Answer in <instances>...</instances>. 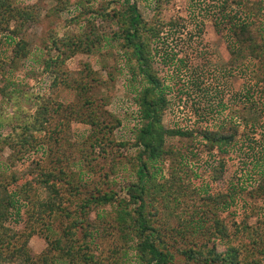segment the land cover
Wrapping results in <instances>:
<instances>
[{"label":"trees","instance_id":"1","mask_svg":"<svg viewBox=\"0 0 264 264\" xmlns=\"http://www.w3.org/2000/svg\"><path fill=\"white\" fill-rule=\"evenodd\" d=\"M161 1L153 0L156 11ZM59 2L61 3L60 0ZM138 2L139 0H79L78 3L84 10L81 15L88 16L82 17L78 32L70 31L59 35L52 29L48 30L49 40L42 46L44 55L38 64L43 72L53 77L49 85L50 91L44 97L38 95L37 105L29 110L15 101L17 106L14 111L1 120L10 127L2 141L9 148L19 146V149H23L22 153L29 154L44 144L36 140L37 135H49V139L61 149H67V145L79 146L83 156L74 161L77 168L70 166L67 153L64 158L57 156L58 168L42 172L36 178L35 184L46 187L48 191L47 198L42 201L32 200L30 180L13 190L2 186L0 264L15 261H19L18 264H103L97 260L87 237L93 238L96 231L104 233L109 227L114 232L111 235H114L112 257L115 254V264L123 260L125 252L122 250L129 243L135 250L139 264H264V236H257L254 232L251 239L256 245V252H250V258L249 252L242 257L241 249L238 248L240 243L233 241L228 226L220 217L230 204V195L213 184L215 180L222 181L221 177L226 170L222 157L234 148L237 136L251 139L248 144H242L254 150L249 144L252 141L249 134L256 133L258 127H264V0H190V19L197 22V17L208 18L215 31L222 33L227 43L231 67L245 62L259 63L258 70L250 75L253 81L244 85L245 89L241 91L244 102L231 106L224 101L219 90L215 92V124L206 126L199 132L206 151H215V165L211 167L213 169L210 168L212 178L204 188L193 185L185 178L182 170H178L179 163H175L173 159L166 176L159 166V163L173 153L166 148L167 137L193 135L191 130H176L163 125L162 118L170 103L164 81L154 67L156 56L162 58L163 63L168 61V65L172 64L175 53L164 59L163 54L156 49V43H160L166 26L177 27L180 19H185L173 18L164 22L157 13L146 18L140 12ZM69 5V1H66L54 10L61 11ZM30 9L33 10V6H18L14 4V0H0V32H7L5 38L14 43L12 50L17 58L26 57L29 53L28 42L22 32L27 23L36 19ZM97 20L109 23L113 27L112 32L107 35L101 31L96 24ZM201 21L203 22L202 19ZM109 42L114 46L113 50H106ZM101 49L102 55L113 52L111 57L122 64L121 73L126 72L131 81L139 84L134 89L133 98L137 125L129 140L115 142L112 137L121 120L109 111L107 106L111 97L103 93L112 88L117 77L116 63L109 64L106 59L101 61L106 70L105 77L99 76L91 63H84L81 68L84 73L69 82L75 91L74 100L66 106L56 103L52 108L54 112L47 116L59 78L69 84L64 72H61L65 61L76 53L95 54ZM181 62L182 58L179 59V63ZM178 66L177 64L176 67ZM9 84L7 80L0 85V101L13 99L12 95H17L8 90ZM256 93H259L258 98L262 100L259 109ZM1 112L0 108V114ZM57 113H61L62 118L59 125L53 127L52 115ZM235 116L240 117L242 122L234 120ZM71 121L89 126L87 136L80 142L71 143L67 137ZM240 124L245 129L239 134ZM54 133H58L59 138L53 137ZM111 145L134 150L133 154L123 156V162L128 164L135 177L123 186V195L108 186L107 172H99V177L103 178L92 184L88 180L89 175H84L79 169L81 164L90 165L91 160L86 158L96 146L104 149ZM61 153L63 155L64 152ZM260 160L256 185L249 191L252 197L264 199V149ZM58 186L65 191L60 192ZM60 195H66L67 202H56ZM31 203L42 209L40 221L48 214L54 216V226L60 225L58 228L47 229L44 235L47 245L35 256L28 246V240L35 230L31 228L27 232H19L10 222L14 215L20 216L23 207L27 206L25 211H28ZM106 206H110V210L106 212L104 223L96 225L93 220H89L91 211ZM64 219L68 222L64 223ZM241 227L247 228L242 224L237 231ZM218 238L226 241L222 250L214 243Z\"/></svg>","mask_w":264,"mask_h":264},{"label":"rangeland","instance_id":"2","mask_svg":"<svg viewBox=\"0 0 264 264\" xmlns=\"http://www.w3.org/2000/svg\"><path fill=\"white\" fill-rule=\"evenodd\" d=\"M60 1L61 3L69 1L70 5L61 11H57L54 9H58L57 6L61 4L59 0H14V4L18 6H33V10H30L36 16L35 20L24 26L22 32L28 42V56L15 57L12 50L14 43L5 38L7 32H0V85L5 84L8 80L10 82L7 86L8 90L17 94L12 93L13 99L0 101V108L2 109L0 114V194H3V185L7 186L8 190H13L30 180L32 200L42 201L47 198L48 191L46 187L35 184L36 178L40 177L42 172L58 168L57 156L64 158L65 153H67L71 161L70 166L75 168L77 167L74 165V161L83 156L79 146L66 144L67 149H61L58 144H54L52 139H49V135L45 137L44 135H37L36 140L44 144L29 154L22 153L23 149H19V146L15 149L9 148L2 141L10 127L1 120L6 118L8 113H12L17 104L28 110L35 107L37 96L44 97L50 91L49 85L53 77L49 73L43 72L38 64L44 55L42 46L49 40L48 30L52 29L59 35L70 31L78 32L82 17L88 16L86 14L81 15L84 10L82 5L78 3L79 0ZM189 4L190 0H162L156 11L153 0H139L138 7L146 18H151L153 13H157V16L164 22L173 18L186 20L180 19L177 27L169 28L166 26L164 28L162 38L159 40L160 43H156V49L163 54L164 59L173 53H175V58L172 64L168 65V61L163 63V59L156 56L154 67L158 76L164 81L170 103L162 118L163 125L166 128L176 130H191L193 135L167 137L166 148L171 149L173 153H170L162 163H159V166L162 168V174L166 176L169 164L173 159L175 163H179L178 170H182L185 178L190 180L193 185L204 188L206 182L212 178L210 168L215 165V151L210 153L206 151L207 149L199 138V132L206 126L215 124V92L219 90L224 101L231 106H234L235 103L244 102L241 99V91L245 89L244 85L253 81L250 75L258 70L259 63L245 62L237 67H231L227 43L222 33L215 31L212 21L208 18L201 16L197 17V22L191 20ZM96 24L105 34L109 35L112 32L113 27L109 23L97 20ZM111 44L109 42L106 50H113L114 46ZM112 54L114 53L102 55V49L95 54L76 53L61 66V72H64L66 82L71 83L72 78H78L84 73L81 68L86 62L91 63L93 70H96V73L101 77L106 75V70L101 65L102 60L106 59L109 64L116 63V80L112 88L103 91V93H107L111 97L107 108L121 120V124L115 128L112 134L115 142H119L131 139L134 134L137 120L133 98L134 89L139 84L136 81H131L126 72L121 73L122 64L118 63V59L115 61V58L111 57ZM180 58L183 60L181 63H179ZM177 64L178 67H176ZM118 66L119 69H117ZM62 80L59 78L52 94V103L49 106L47 116L54 112L52 108L56 106V103L66 106L74 100L75 91L70 83L66 84ZM258 96L259 93H256L255 99L259 109L262 106V100ZM15 101L18 103L16 104ZM52 116L53 127L56 124L59 125L62 118L61 113ZM233 119L242 122L238 116ZM244 129V126L240 124L239 134ZM262 130L264 131V127H258L256 133L251 132L249 134V137L252 138L249 144L254 150L248 145L242 144H248V140L251 139L245 136H237L234 148L222 157L226 163L225 173L221 177L222 181L216 182L215 180L213 182L230 195V198L228 197L230 204L227 209L222 211L220 217L228 226L233 241L240 243L238 248L241 249L242 257L248 252H256L254 250L256 245L251 239V236L254 237L252 235L254 232L257 233V236H264V199L252 197L251 191H249L252 186L256 185L257 170L261 164L260 157L264 149V132ZM88 131V125L79 121H71L70 128L67 130V137L71 143L80 142L87 136ZM53 137L59 138V134L54 133ZM252 142L256 145H253ZM61 152H64L63 155ZM133 152V148L124 149L115 145L104 149L102 146H96L86 158L91 160L90 165L81 164L78 166L84 175H89L88 180H91L92 184L93 181L96 182L99 178H103L99 177V172L100 174L107 172L109 175L108 186L123 195V186L128 181L135 179L128 168V164L123 162L125 161L123 156L133 154ZM58 188L60 192L65 191L61 186ZM65 196H58L56 202H67ZM32 204H30L28 211H25L27 206L23 207L20 216L14 215L10 218V222L12 227L19 232H27L31 228L35 230V233L28 240L30 252L35 256L40 254L47 245L44 239L47 229L58 228L60 225L54 226V216H48V214H45L43 221H40L42 209L37 204L34 206ZM70 208L72 209L73 205ZM35 209H37L36 212ZM109 210L110 206L102 209L95 208L89 213V220H93L96 225H99V222L104 223L107 218L106 212ZM97 215L103 217L99 218ZM242 220L243 223H241ZM10 222L8 223L10 224ZM67 222L68 220L64 219V223ZM171 222H174V219H171ZM242 224H245L247 228L241 227L237 231ZM112 230L113 228L109 227L108 231L104 233L96 231L93 238L87 237L92 251L98 258L97 260L103 264H115L113 263L116 258L115 254L112 257L113 246H115L114 235H111L114 233ZM214 243L219 250H222L226 241L218 238L215 239ZM125 247L122 250L125 252L123 260L118 264H139L132 245L129 243ZM250 255L251 253L249 258ZM18 263L19 261H15L11 264Z\"/></svg>","mask_w":264,"mask_h":264}]
</instances>
